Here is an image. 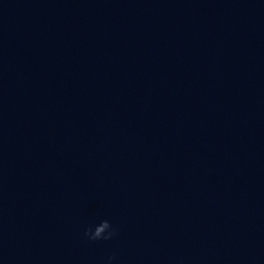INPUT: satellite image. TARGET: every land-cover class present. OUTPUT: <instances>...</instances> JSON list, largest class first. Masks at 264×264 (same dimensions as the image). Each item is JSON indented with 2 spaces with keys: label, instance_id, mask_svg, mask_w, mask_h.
Masks as SVG:
<instances>
[{
  "label": "clouds",
  "instance_id": "obj_1",
  "mask_svg": "<svg viewBox=\"0 0 264 264\" xmlns=\"http://www.w3.org/2000/svg\"><path fill=\"white\" fill-rule=\"evenodd\" d=\"M117 229L107 219L101 220L99 223L90 225L84 232L85 237L89 240H111L116 235ZM112 257H109L107 264H111Z\"/></svg>",
  "mask_w": 264,
  "mask_h": 264
}]
</instances>
